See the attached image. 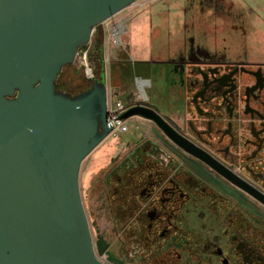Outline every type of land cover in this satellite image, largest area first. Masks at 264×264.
I'll use <instances>...</instances> for the list:
<instances>
[{"label":"flooded vegetation","instance_id":"obj_1","mask_svg":"<svg viewBox=\"0 0 264 264\" xmlns=\"http://www.w3.org/2000/svg\"><path fill=\"white\" fill-rule=\"evenodd\" d=\"M185 28L157 65L183 120L160 115L186 147L152 121L150 138L117 142L91 171L87 218L103 264H264V204L241 187L264 194V63Z\"/></svg>","mask_w":264,"mask_h":264},{"label":"water","instance_id":"obj_2","mask_svg":"<svg viewBox=\"0 0 264 264\" xmlns=\"http://www.w3.org/2000/svg\"><path fill=\"white\" fill-rule=\"evenodd\" d=\"M137 0H0V264H103L95 256L79 175L115 124L97 77L72 94L57 87L63 67L97 25ZM152 120L183 138L152 108L120 117ZM264 204V194L244 187Z\"/></svg>","mask_w":264,"mask_h":264},{"label":"crops","instance_id":"obj_3","mask_svg":"<svg viewBox=\"0 0 264 264\" xmlns=\"http://www.w3.org/2000/svg\"><path fill=\"white\" fill-rule=\"evenodd\" d=\"M158 1L160 0H146L145 2H140V4H133L124 13L119 14L116 18L107 20L95 28L93 37L100 41L102 47L101 66L96 72V77L106 85L109 105L111 99L116 101L119 96H126L130 90L136 88L138 92L137 99H132V102L124 104V106L130 108L135 105H144L154 111H158L159 115L161 114L172 121L181 123L183 114L180 104L176 102V93L170 85H167L166 79L161 80L159 76V68L161 67L157 65V62L159 59L165 58L168 53H174V49L183 43V30L184 27L188 28L186 21L190 15H188L186 9H180L178 13L173 14L174 17L172 23H170V21H166L165 16L171 7L157 10L161 22L159 25L153 26L152 17L148 15V10L150 9V12H152L155 3ZM202 1L203 6L201 5L199 6L200 9L198 7L195 10V27H203L201 30L209 33L212 42L214 41L213 35H221V39H215L216 41L214 42L219 46H226L232 55L242 54L247 56L251 62L264 63V0ZM166 4L169 5L170 2L163 3L164 6ZM205 4H208L209 7L204 12L203 7ZM171 6L174 7L175 3ZM240 8L244 12V28L238 24H233L228 15V12L237 11ZM133 11H136L138 16L133 18L132 32H128L127 25L118 24L115 28L116 33L121 36V44L117 45L109 31V26L118 23L125 17L130 19ZM142 12L143 14L140 15ZM175 22H178V26L174 25L176 24ZM230 25L235 30H240L241 28L243 37L239 38L231 34L228 31ZM125 31L126 33L123 34ZM173 38L175 40H172ZM158 39L164 40L167 46L165 50H159L156 55L154 46ZM129 42L132 43V50L127 47ZM246 48H248L249 54L246 53ZM163 81L167 84L163 85ZM153 87L157 88V97L154 102L160 109L144 103L145 101H150L147 90ZM134 117V119H142L146 123L149 131L144 133L143 137L150 138L153 128L152 120L138 115H134ZM106 140H108V137L92 151V156L101 151V161L91 168L89 162L88 176L89 174L92 175V170L96 172L105 164L107 154L113 153L114 150L111 146L100 148L102 145H106L104 143Z\"/></svg>","mask_w":264,"mask_h":264},{"label":"rangeland","instance_id":"obj_4","mask_svg":"<svg viewBox=\"0 0 264 264\" xmlns=\"http://www.w3.org/2000/svg\"><path fill=\"white\" fill-rule=\"evenodd\" d=\"M145 1L146 0H137L133 4H140V2L142 3ZM167 1H169L170 4L169 5L166 4L164 6L163 3ZM174 3H175V6L174 7L171 6ZM133 4L129 5L124 10L112 16L111 18H116L119 14L124 13V11L132 7ZM202 4H203L202 0H160L157 3H155L154 10L152 12H150V9L148 10V15L149 16L151 15L152 17L151 22L153 26H156V25H159L161 22L160 17H158L159 15L157 13V10L167 9L171 7L169 12L166 14L165 18H166V21H170V23H172V19L174 17L173 14L178 13L180 9H183V10L186 9V11L188 12V15L190 16L187 17L186 23L188 25V28H185V29L188 31H191L190 33H193L194 31L197 32L199 31V29L200 30L203 29V27L198 26L197 24L196 26H198V28H196L195 23H194L195 22V10ZM208 7L209 5L205 4V6L203 7L204 12L206 11V8ZM141 14H143V12L140 13V15ZM228 15L230 16V20L233 24H238L240 26H243L244 28V25H245L243 21L244 12L241 10V8L238 9L237 11L228 12ZM137 16H138L137 12L133 11L130 19L126 23L129 33L132 32L131 29H132L133 18ZM176 17H178V15H176ZM175 23L176 24L174 25L178 26V22H175ZM228 31L231 34L239 38L243 37V31L241 28L240 30H235L230 25L228 27ZM212 37L214 41H216L215 39H218V40L221 39V35H218V36L213 35ZM93 38L94 37L92 35V40ZM172 40H175V39L173 38ZM166 46L167 44L164 42V40L158 39V41L155 43V46H154L155 54L157 55V52L159 50H165ZM127 47L129 50H132V47H133L132 43L129 42L127 44ZM83 52H84V48H80L75 61L72 64L67 65L62 69L60 76H59V80H58V83L61 85V87H63L64 89H66L67 91L73 94L78 93L89 86V78L86 73V68L83 64L84 62ZM246 53L249 54L248 48H246ZM87 61L89 65L92 68H94V62L90 61L88 56H87ZM147 94L148 96H150V101H145L144 103L150 104V106H155L157 109H160L158 105L156 106L154 102V100L157 97V88L156 87H153L152 89L149 88V90H147ZM137 96H138V92H137V89L135 88L134 90H130L126 94V96H123V95L119 96V99L121 100L123 104H128L132 102V99H137ZM114 105H115V100L111 99L110 106H114ZM134 118H135L134 116H130L126 118L125 123L128 126V130L126 132L111 133L108 136V140L104 142L106 145H102L100 148H103V146L104 147L111 146L114 149L116 147L117 142L123 143V144H130L133 142L140 141L144 133L148 132L149 129L146 127V123L142 119H134ZM91 153L83 160L81 164L80 175H79L80 192H81L82 202H83L86 215H88L87 217H89L87 206L90 200L88 186L92 178V175L89 174L88 176V165L90 162V168H91L93 165H96L99 163V161H101V151L95 153L93 156ZM89 220H90V217H89ZM93 237H94V232L92 233V238Z\"/></svg>","mask_w":264,"mask_h":264},{"label":"built area","instance_id":"obj_5","mask_svg":"<svg viewBox=\"0 0 264 264\" xmlns=\"http://www.w3.org/2000/svg\"><path fill=\"white\" fill-rule=\"evenodd\" d=\"M128 20H129V17H125V18L121 19L118 23H114V24H111L109 26V31H110L113 39H114V42L117 45L121 44V36L116 33L115 28L118 24H122V25L126 26V23L128 22ZM126 31L123 34H125ZM90 46H91V42L87 46L82 47V48H84V52H83L84 62H83V64L86 68V73H87V76L89 79L91 77H94L93 68L89 65V63L87 61V56H88ZM127 108L128 107L124 106V104L119 99H117L115 101L114 106H110L107 102V124L110 121H112L115 124L111 133H113V132H126L128 130V126L126 125L125 120H123L120 117V115L125 110H127Z\"/></svg>","mask_w":264,"mask_h":264},{"label":"trees","instance_id":"obj_6","mask_svg":"<svg viewBox=\"0 0 264 264\" xmlns=\"http://www.w3.org/2000/svg\"><path fill=\"white\" fill-rule=\"evenodd\" d=\"M101 55H102V47H101L100 41L97 38H93L89 52H88V58L90 61L94 62L93 72H94L95 77L97 76L96 72L101 66V60H102ZM58 80H59V77L57 79V83H58Z\"/></svg>","mask_w":264,"mask_h":264}]
</instances>
